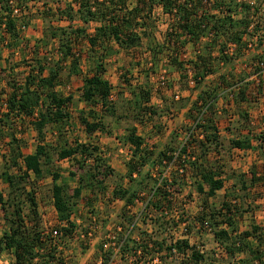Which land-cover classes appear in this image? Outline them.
Masks as SVG:
<instances>
[{"label":"trees","instance_id":"16d2710c","mask_svg":"<svg viewBox=\"0 0 264 264\" xmlns=\"http://www.w3.org/2000/svg\"><path fill=\"white\" fill-rule=\"evenodd\" d=\"M24 2L27 3V0H0V42L7 46L11 45L12 40L17 41V21L13 13L23 11ZM251 2L252 0H53L56 8L54 16L58 19L64 17L70 22L79 20L86 25L91 22L97 25L91 33L86 32V26L70 27L69 32L64 28H56L50 33V38L57 40L59 54L51 70L45 74L46 64L37 58L36 66L27 71L23 83L6 80L8 90L1 93L6 107L0 111V135H3L0 136V144L5 142L1 158L8 168L0 172V180L6 184V193L0 192V210L8 230L0 238V252L9 251L13 255L14 264H51L49 262L55 258L50 253L51 250L55 253V246L49 237L50 231L39 230L37 223L27 226L22 219L25 202L31 205L32 213L35 214L36 184L44 178L43 165L51 168L46 173L52 180L51 195L57 217L67 223L58 229L60 239L72 235L74 222L71 217L80 200H84L87 205H91L100 196L109 200H121L122 220L126 219L132 224L134 218H129L125 209L134 206L137 200L142 201L143 208L140 212L149 210L152 214L151 225L160 228L163 225L162 229L166 231L168 226L176 228L186 221L184 217L172 212V205L187 182H191L199 193L204 192L206 197L214 196L223 187L220 166L208 158L210 151L217 150L219 146L216 129L218 118L214 110L218 96H226L227 101L233 102L239 110L242 102L258 100L264 84V44L262 36L258 34L264 26L260 18L254 19L259 15L264 2ZM158 5L169 18L162 32L163 42L157 45L156 52H153L154 61L150 63L154 66L157 63L155 57L166 53V67L180 72V80L185 88L191 92L197 90L187 113L188 116L193 114V127L187 131L184 143L176 148L161 149L146 144L144 138L136 133L135 126L126 128L123 141L129 143L131 154L125 162L127 171L124 175L115 173L97 145L77 141L73 146L64 145L57 150L58 160L79 154L85 161L92 162L91 165L85 164L86 166L85 161L83 164L78 163L80 173L77 185L70 188L61 178L59 170L53 167L55 148L44 141L43 133V128L48 124L61 126L70 118L67 106L72 101V96H65L56 87L61 83L60 70L65 59L71 58L70 74H78V63L83 53L76 51L66 36H72L75 41L79 37L86 40L89 58H93L94 53L100 50L91 71L83 78L81 100L86 107L99 105L101 110L113 115L112 88L104 75V61L111 53L108 44L114 40L125 50L139 47L142 40L151 35L148 27L153 23L152 15ZM51 10L52 8L46 7L39 14L47 17ZM251 37L256 40V45L248 47L247 40ZM188 42L193 46L194 56L184 60L180 56L186 53ZM229 43L236 44L233 56L225 53ZM246 47L249 51L250 48H257V52L249 57L250 62L245 64L246 67L251 64L252 70L245 67L235 77L226 68L218 72L215 86L205 83L206 76L218 71L220 63L241 57L245 54L243 51ZM38 52L37 50L35 53ZM189 74L193 85L189 84ZM135 98L136 115L141 110L156 113L150 106H143L149 102V90L140 91ZM87 115L94 119L89 121L83 115L80 117L88 134L96 130L110 133L94 108L88 109ZM246 115L243 114L245 119ZM25 117L29 118L37 136L34 150L29 153L22 150L23 141L16 135L17 125L14 126L15 120H24ZM262 124L264 126V119ZM200 134H203L201 139L198 138ZM257 139L264 152V135ZM230 145L237 148L251 147L249 137L232 139ZM157 165L159 170L157 169L156 174L151 173L150 170ZM144 167H147L146 171H143ZM11 168H17V171L9 172ZM76 175L75 172H69V177ZM124 178L128 182L127 187L124 186ZM108 179L112 183L110 190ZM239 179L240 189L245 191L247 186L242 174ZM204 185L207 187L205 191ZM84 190H87V195L83 194ZM237 203L236 200H224L219 209L199 216L197 222L201 226L210 227L213 237L229 257L228 264H264V252L259 250V245L264 240V230L252 225L250 229L240 231L235 217H239L242 210ZM217 218L220 220L215 221ZM185 228L190 229L183 236L171 237L168 243L165 238L157 239L154 233L148 235L139 231L138 236H133L130 234L132 228L126 229L117 238L120 241L121 257H131L133 263L137 264V258L148 255L151 262L161 258L158 254L165 250L173 257H179L177 264H205L204 252L192 244L188 236H184L191 233V226L186 224ZM252 239L255 243H252ZM240 252H244L246 256L231 260ZM109 254H106L108 259Z\"/></svg>","mask_w":264,"mask_h":264},{"label":"rangeland","instance_id":"374dc122","mask_svg":"<svg viewBox=\"0 0 264 264\" xmlns=\"http://www.w3.org/2000/svg\"><path fill=\"white\" fill-rule=\"evenodd\" d=\"M60 1L64 2L65 0ZM255 1L264 2V0ZM251 3L255 4L254 0H252ZM23 4L25 6L23 11L17 10L13 13L14 18H16L17 21V41L12 40L10 46L0 42V49L2 53V59L0 60V111H3L1 105L3 104L2 99H4V95L1 93L8 90L6 80H13L17 83L19 82V84L23 83V78L27 74V71L33 66H36L35 63L37 58L46 64L45 74L51 70L52 64L59 54V51L56 48L57 40L50 38V33L52 31H54L56 28H64L69 32L70 27L86 26V32L91 33L93 32L94 26L97 25L95 22H91L86 25L79 20L70 22L64 17L58 19L57 16H54V14H56V8L53 0H27V3L24 2ZM46 7H50L52 10L50 15L44 17V15H40L39 12L40 10H45ZM168 18L169 15L163 13L161 6L158 5L156 6L152 15V19H154L152 21L154 24L152 23V25L148 27L150 28L151 35L148 38H144L139 47L125 50L118 46L114 40L108 44L111 47V53L104 61V75L110 82L112 88L111 106L114 109L113 115L110 114V112L101 110L99 105L94 107H86L84 102L81 100L80 88L83 83V78L88 74L89 71H91L96 58L98 59L100 50L99 52L94 53L93 58H89L87 55L88 45L86 40H84L82 37H79V39L75 41L72 36H66L67 40L71 45H73L76 51L83 53L81 55L80 63H78V68L80 69L78 74H70L71 69H69V65L71 58L65 59L60 70L61 83H59V85L57 84L56 87V90L61 91L65 96H72V101L67 106V111H69L70 118L61 126L56 124H48L43 128V133L44 141L51 143L55 148L52 162L53 167L59 170L61 178L68 184L70 188H73L77 185V178L80 173L78 163H82L85 160L79 154H74L66 159L58 160L56 154L57 150L64 145L73 146L76 141L79 143L97 145L102 151L104 157L107 159V164H109L115 173L118 175H124V170L126 167L125 162L128 160L124 158V152L128 153V157L130 154V147H128V144L123 141V133H126V128L135 126L136 133L144 138V142L146 144L154 145L156 146V149H161L164 147L176 148L179 146L180 143L185 140V136L187 137V131L193 127V114L188 116L187 113L189 112L190 104L193 101L197 90L191 92L188 88H185L186 86H183V81L180 80V72L178 70L176 71L166 67V61H164L166 53L158 54L157 57H155V61L157 63L154 64V66L150 63L154 61L153 52H156L157 45H161L163 42V38L161 36L162 32L166 28ZM258 18L261 19L262 25L264 26L263 10H260L259 15L254 19L258 20ZM262 30L264 31V27ZM251 39L252 37L249 38L247 42L251 41ZM250 49L251 50L249 51L248 47H246V49L243 51L245 54L239 58H236L237 61L240 60L236 63L238 67L241 65L243 66L244 63V70L246 67L245 64L250 62H248L249 57L252 56L253 53L257 52V48ZM37 50L39 52L36 54L35 52H37ZM180 57L184 60L188 58L184 55H181ZM162 76L165 78L166 82L164 85L160 84ZM142 90H149V102L143 104L144 108L150 106L152 110L156 111L155 114L149 112V110H141L136 115L134 110V106L136 104L135 96H137V94ZM175 94L178 95V98L174 97ZM93 108L103 121L105 127L110 130V133H102L100 130H96L92 134H88L85 131V127L81 121L80 115H83L89 121L93 120L94 118L87 115L88 109ZM181 108H187L188 110V112H186V116L185 113H183L185 117L181 115L180 112H178ZM242 110L248 114L246 119L241 113L243 112ZM263 110L264 93H260L256 102H242L240 109L238 110L240 112L235 110L239 115V119L237 120L238 125H236H248L249 127H252L254 134H256L257 126H260V114H262ZM81 111L82 113H80ZM25 118L24 120H15L16 124L14 126L17 125L16 135L23 141L22 150L28 153L34 150L37 136L36 130L30 123L29 118ZM218 122L219 120L217 119V123ZM237 126L235 127L233 124L232 132L237 133V130L239 129H237ZM0 136L3 137V135ZM115 138H119V144L112 146L111 144L115 142ZM107 144L109 145L107 146ZM225 144H227V142H225ZM4 149L5 142H1L0 172L8 168V165L4 164L1 158V153L4 152ZM120 149L121 151H119ZM225 154L227 159V150ZM233 154H235L233 155L235 158L238 155L234 152ZM228 158L232 159L231 153L229 154ZM220 160H222V158ZM225 162L228 163L227 160H225ZM85 164L91 165L92 162L91 160H86L84 166H86ZM230 164H232L230 165L231 167L235 165L239 168L243 165L242 163L241 166L238 165L237 160L236 162L233 161ZM158 168L159 166L157 165L154 169H151V173L156 174ZM43 169L45 173L44 178H42L36 184L35 214L32 213L31 205L28 202H25L22 207V219L25 221L27 226L37 223L38 228H40L39 230L49 232V230L52 228L59 229L61 225L58 221L59 219L57 220L53 206L51 195L52 180L50 175L46 173V170L51 168H49L47 165H43ZM146 170L147 167H144L143 171ZM16 171L17 168H11L9 170V172L12 173ZM70 171L75 172L77 175L74 177H69ZM82 172L84 173L83 170ZM30 176L33 177V175ZM110 181L111 180L108 179L107 183L110 184ZM124 181L127 182L125 178ZM257 189L260 190L262 198V201H259L258 203H249L248 197L241 200V202L236 199L238 202L237 204L242 208V210L249 209L250 211V213H246L244 215L248 221L246 223H244L245 221L240 223L242 230H246V224L248 222L250 223V221H254L255 225L263 228L264 230V185ZM2 191L6 193V184L0 180V192ZM87 193V190H85L83 194L87 195ZM222 194L223 191L217 193V195H215L213 198H206L205 195L197 193L195 188L191 185V182H187V185L185 187L183 186L182 192L177 195L176 200L172 205V212L181 218L184 217L186 221L176 228L168 226L166 231L162 229L164 228L163 225H161L162 228L151 225L150 220L152 219L150 218H152V216L150 217V215L152 214L149 210H142L140 212V210L143 208L142 201L137 200L135 206L129 207L125 210L126 215L130 216L129 218H134V222L132 224L129 221L127 222L126 219L122 220V211H119V208L122 205V202L120 201L111 203L106 198H97L91 202V205H87L85 204L84 200H80L78 201L75 211L73 212L74 216L81 221L84 220L85 222H89V214L91 213V216H94L95 218L94 221L99 224L97 226L94 223H90L89 225L87 224L80 229L81 233L83 232V234L85 231L88 232L81 238L76 237L73 242L74 246L72 248L76 250L77 255H71V257H68L69 253H67L68 255L65 260H68V264H103L101 261H106V256H103V249H101V251L99 250V245L96 254L98 251L100 254L98 253L96 258L94 254V257H92V253L89 255L86 253L90 248V244L94 242V239L97 240L100 238V243L106 242L104 243V249L108 247L111 248L106 249V251L111 254H109L112 260L110 264H134L131 257L124 256V258H122L120 257L122 256V254H120V248L119 251L117 250V245L120 243L119 239L117 240V238L121 236L126 229L132 228L130 234L133 236H138L137 233L139 231H143L148 235L150 233H154L153 235L157 236V239L165 238L167 239L166 243H168L171 237L176 238L183 236L185 231L188 232L187 230L190 228H187V230L185 228L186 224H188L191 226V233L184 236H188L190 242L204 252V263L228 264L229 257L221 244H219L213 237L210 227L206 228L197 222V218L199 216L201 217L205 213H210V211L213 209L216 210L221 207ZM238 196L239 195H234V197ZM251 196L257 195L251 194ZM230 198H232V196L229 195L228 199ZM232 202H234V200ZM206 219L210 221L208 216H206ZM219 220V218L215 219V221ZM105 222H108L107 227L104 225ZM155 223L157 224L156 220ZM101 225L104 227L100 228ZM113 225L115 227L118 226L119 229L116 230ZM88 226L94 227L92 229H87ZM83 229H85V231H83ZM90 240H93V242H90ZM62 243L63 240L61 238L60 241L54 245L55 253L53 252L54 250H51L50 253L54 255L55 258L64 260L66 256L62 254V251L65 250ZM97 243L98 241L94 243L95 246ZM252 243H255L253 239ZM259 246V250H261L260 252H264V240ZM84 253L87 254V257L86 254L83 255ZM7 255L6 258L11 260L12 255L8 253ZM158 255H160L161 258H157L151 262L148 260V255L137 258V264H177L179 259V257L176 258V256L173 257V255L168 254L165 252V250L159 252ZM245 256L246 255L244 252H240L237 253L231 260L235 261V259L238 260ZM3 258L5 257H2V260L4 261L5 259Z\"/></svg>","mask_w":264,"mask_h":264},{"label":"crops","instance_id":"0c3cea01","mask_svg":"<svg viewBox=\"0 0 264 264\" xmlns=\"http://www.w3.org/2000/svg\"><path fill=\"white\" fill-rule=\"evenodd\" d=\"M187 49H189V50H187ZM190 49H191V51H190ZM193 54H194L193 46L191 43L188 42V44L186 46V53L184 55H185V57L190 58V57L194 56ZM1 55H2V53H1ZM238 61H240V60H238ZM238 61L233 60V61H229L227 63H220L219 64L220 68L218 69V71H216L215 73L208 74L206 76V78H205L206 84L215 86V83L217 81L218 72L219 71L221 72V71L225 70L226 68L229 69V71H231V73L236 77L237 74H240L244 70V63H243V66L241 65L240 67H238L236 64ZM218 92H219V89H218ZM250 104H252V103H250ZM214 110H215V114L219 120V122L217 123V126H216L219 146H218L217 150L210 151V153L208 154V158H209V160H213V162H215L216 165L220 166V169L222 170L221 175L223 178V187L220 188L219 190H217L215 195H217V193L223 191L221 203L224 200H231V201L236 200L234 198H237L241 202V200L246 199L247 197L249 199V203H251V202L252 203H256V202L258 203L259 201H262L261 200L262 198H261V192L257 188L262 187L264 185V152H262L261 142L257 138L260 135L261 136L264 135V126L262 124V120L264 119V110H263L262 114H260V118H259L260 119V123H259L260 126H257V130H256L257 133L256 134H254V130L252 129V127H249L248 125L237 126L238 125L237 120L239 119L238 118L239 117V115H238L239 111L237 108H235V105L233 102H231L230 100H229V102L227 101L226 96L225 97H222V95L218 96ZM235 110L238 112H236ZM178 112H180L181 115H183V113H185V116H186V112H188V110H187V108L186 109L181 108L180 111H178ZM241 113L247 114V112H244V111ZM247 115H246V117H247ZM233 124L235 127L237 126V129L239 128L237 130V133L232 132ZM123 134H125V133H123ZM202 137H203V134L202 135L200 134L198 136V138H200V139ZM244 137H249L250 144H251L250 148H237V147H233L230 145V140L238 139V138H244ZM114 140H115V142H113L111 145L112 146L118 145L119 144V138H115ZM185 140H186V136H185ZM185 140L183 142H181L180 144L184 143ZM225 142H227V144H225ZM126 144H128V147H130L129 143H126ZM108 145L109 144H107V146ZM130 148H129V150H130V154H131ZM226 150H227L228 157H229V154L231 153L232 159H230L228 157L226 159V154H225ZM119 151H121V149ZM233 152L238 154L236 156L237 159L235 157H233V155H235V154H233ZM130 154H129V157H130ZM124 156H125L124 157L125 159H129L127 152H124ZM223 157H225V158H223ZM221 158H222V160H220ZM225 160H227L228 163L225 162ZM236 160L238 161V165L241 166V163L243 164L242 167L239 168V167H236L235 165H233L232 167L230 166V165H232L230 163H232L233 161L236 162ZM122 165H123V163H122ZM126 169L127 168L125 167L124 172L127 171ZM241 174L243 176L244 183L247 186V189H245V191L240 189L239 176ZM227 183H228V185H227ZM124 186L125 187L128 186L126 181H124ZM108 188H109V190L112 188V183L109 184ZM206 189H207V187L204 185L203 190L205 191ZM84 192H85V190H84ZM197 193H199V192L197 191ZM202 194L206 196V194L204 192H202L201 195ZM251 194L257 195V196H251ZM215 195L211 196V197H206V198H213V197H215ZM229 195L232 196V198L228 199ZM234 195H239V196L234 197ZM105 198L108 199L107 197H101V196L98 197V199H105ZM108 201L111 203L116 202V201L122 202V205L119 208V211H122L123 201L118 200V199H115V200H109L108 199ZM135 205H136V203H135ZM239 208H241V207L239 206ZM54 210L56 213L55 215L57 217L56 209L54 208ZM241 210H242V208H241ZM246 213H250L249 209L242 210L239 217L236 214L237 216L235 217V219L237 220V225H238V228L240 231H243L241 229L240 223H243L244 221H245L244 223H246L248 221V219H246L244 217V215ZM89 215H90L89 220H88L89 222H85L84 220L83 221L79 220L77 217L74 216V214H72L71 220L74 222L73 233L70 236L62 238V240H63L62 245L65 248V250L62 251V254L65 255L66 257L64 256L65 257L64 260L63 259L61 260L60 258H53V260L50 261L49 263H51V264H68V262H67L68 260H65L67 258V255H68L67 253H69L68 257H71V255L72 256L77 255L76 250H74L72 248L74 246L73 242L76 239V237L81 238L83 235H85L88 232V231H85V229H83V231H85L83 234V232L81 233L80 229L82 227L86 226L87 224L89 225L90 223H92V224L94 223L97 226L99 224V223L97 224L94 221L95 218H94V216H91L92 215L91 213ZM0 216H1L0 217V238H1L3 233L8 230V226L2 217L1 210H0ZM57 220H58V217H57ZM58 221L60 222L61 226L67 225V223L65 221H61V220H58ZM104 225L107 227L108 222L107 223L105 222ZM246 225H247V227L245 229L248 230V229H250V227L252 225H255V222L250 221V223L248 222ZM93 227L94 226H88L87 229H92ZM102 227H104V226L101 225L100 228H102ZM113 227H115V226L113 225ZM115 229L118 230L119 227L116 226ZM260 229H261V231L263 230V228H261V227H260ZM99 240H100V238H98L97 240L94 239V242H93V240H90V242L92 241L93 243L90 244V248L88 249V252H86V253H88V255L92 253L91 255L94 254L95 258H96V255L98 253L100 254L99 251L96 254V251H97L98 245H99V250L101 251V249H103L104 250L103 256H106V261L102 260L101 263L110 264V263H108L109 259L107 258V255H106L109 252L106 251V249H111V248L108 247V248L104 249V243H106V242H104V243L102 242L103 243L102 244V243H100ZM97 241H98V243L95 246L94 243H96ZM111 243H114V242H111ZM7 253L11 254L7 250H3L0 252V264H14L13 255L11 254L12 257L10 260V259L6 258ZM86 253H84L83 255H85ZM94 255L92 257H94ZM2 257H5V258H3V259H5L4 261L2 260ZM86 257H87V254H86ZM109 258H110V256H109Z\"/></svg>","mask_w":264,"mask_h":264},{"label":"built area","instance_id":"2783aa9c","mask_svg":"<svg viewBox=\"0 0 264 264\" xmlns=\"http://www.w3.org/2000/svg\"><path fill=\"white\" fill-rule=\"evenodd\" d=\"M261 11L262 10H264V3L261 5V9H260ZM258 34H260L261 36H262V38H263V42H264V31L261 29V31L258 33ZM259 35V36H260ZM256 45V40L255 39H251V41H249V42H247V46L248 47H252V46H255ZM235 47H236V44H233V43H229L228 44V48L226 49V51H225V53H228V55H230V56H233V53L235 52ZM261 65L260 66H262V63H260ZM247 68H248V70H252V65L250 64V65H248L247 66ZM262 75L264 76V69H263V72H262ZM255 76H256V74H255ZM161 82H160V84L161 85H164L166 82H165V78L162 76L161 77ZM193 80L191 79V75L189 74V84L190 85H193ZM260 91H261V93H264V84L261 86V89H260ZM174 97L175 98H178V95L177 94H175L174 95ZM5 107H6V105H5V103L3 102V104H2V108L3 109H5ZM187 135H188V133H187ZM167 169H169L168 167H167ZM205 227L206 228H209L207 225H205ZM50 232H49V237H50V239H51V243H52V245H56V243H58L59 241H60V232H59V230L57 229V228H52L51 230H49ZM118 244V243H117ZM119 248H120V243L117 245V250L119 251ZM37 259V258H36ZM35 259V260H36ZM110 262H112V260H111V258L109 259V263ZM256 264H258L257 262H256Z\"/></svg>","mask_w":264,"mask_h":264}]
</instances>
